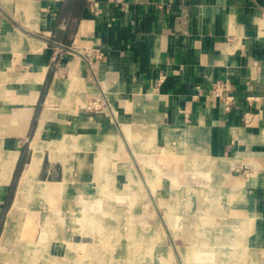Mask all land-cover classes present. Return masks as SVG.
<instances>
[{
    "label": "crops",
    "instance_id": "obj_1",
    "mask_svg": "<svg viewBox=\"0 0 264 264\" xmlns=\"http://www.w3.org/2000/svg\"><path fill=\"white\" fill-rule=\"evenodd\" d=\"M64 2L0 0V245L5 247L0 264H49L50 255L65 260L70 252L80 253L76 241L65 247L44 243L63 228L48 232L43 220L42 240L33 241L36 229L28 220L74 216L80 211L72 205L77 198L88 206L112 197L110 189L95 194L93 188L109 187L114 169L140 189L130 156L143 169V182L155 188L162 174L156 163L160 153L185 160L184 171L170 175L174 194L160 203L172 228L180 216L188 219L181 232L201 241L195 252H207L197 255V264H260L261 252L220 237L211 218L224 212L225 203L217 201L211 178L202 189L197 179L203 175L192 162L194 146L197 153H209L227 201L240 203L243 196V209L259 211L249 212L254 218L249 233L264 232L257 227L258 218L264 219V0H87L70 27L68 16L59 15ZM95 49L103 55L90 54ZM228 78L233 99L226 104L211 87ZM35 138L37 162L23 181ZM26 144V162L12 191ZM88 155L95 159L85 160ZM118 156L119 165L110 166ZM88 171H94L95 187ZM76 172L84 180H76ZM187 177L196 182L186 183ZM17 198L20 207L11 214ZM252 199L259 210L251 209ZM178 200H185L188 211L176 209ZM234 210L243 216L240 206ZM246 225L227 223L226 230L244 235ZM27 251L40 252V262ZM181 252L190 264L193 252Z\"/></svg>",
    "mask_w": 264,
    "mask_h": 264
},
{
    "label": "rangeland",
    "instance_id": "obj_2",
    "mask_svg": "<svg viewBox=\"0 0 264 264\" xmlns=\"http://www.w3.org/2000/svg\"><path fill=\"white\" fill-rule=\"evenodd\" d=\"M90 109L94 111L100 110L101 108L92 107ZM194 150H196V153H194L195 160L192 162V165L196 167V172L198 174H201V176L203 175L202 178L200 177L197 179H201L200 181L202 182V189L207 190L203 184L210 183L209 180L211 178V181L215 182L216 186L218 187H216L217 190L215 191L218 196L217 201H223L225 203H223L224 212L221 210L219 212L222 213H216L217 216L211 218L213 221H215L214 224L217 225V229L220 228V237L224 238L227 243L231 242V238L234 237L236 242L238 240L240 241L241 247L244 249H250L254 252H261L262 259L260 264H264V232L258 233L256 236H254L252 233H249V227L254 225V218L252 219L248 215H250L251 212H253L251 214L252 216H254L255 213L258 215L259 211H255L253 208L255 207L256 210H259L260 204H258L256 207V201L252 199L250 206L253 211H250V207L248 206L243 209V196L241 197L240 203L227 201V194H224V189L218 184L217 172L216 170L214 171L213 168L215 165V160L212 159V156L209 153H197V148L195 146ZM85 152L89 151H83L82 153ZM27 153L28 150L26 152V156ZM159 155L161 156V159H159L160 161L156 160L157 162H155L160 164L162 167V174L157 176L155 188L149 185L148 182H145L146 184L143 182L142 177H145L144 171L143 169H140V166L134 164V156H130V161L133 162L134 175L139 178V181L142 185L140 189H137V187L131 188L130 178H127L125 172L120 174L119 170L115 171L114 169L111 172L114 177L112 176L111 178L112 183H110V186H98L93 188L96 193L92 191L95 194H101L103 191L101 189H110L112 197H103L104 200H97L88 206H86V204L84 206L82 203H79L78 198L72 203L76 209L80 210L79 212L84 215H89V217L93 216V218H79L78 215H76L74 218L73 213H71L69 216L68 214H66V216L63 215L64 217H61V219L54 217H49L48 219H41L37 217L30 218L28 220V226H31L30 224H32V226H34L36 229V234L33 241L38 240L37 242H41L42 240L39 239L42 232L40 222L43 220L44 224L42 225H44V228L46 227V231L48 232L63 228L61 229L63 233L60 231L59 233L61 234L58 236H50L49 238L48 236H45L43 241L44 243L47 241L49 243L48 246H50V242H55L56 246L64 245V247L66 244H71L73 241L80 243V246L75 247L78 248L80 253L70 252L69 256H66L65 260L61 258L57 259L56 257L50 255L48 259L49 264H93L95 262H99L101 264H185L181 248L190 249L193 253L189 252V255H191L192 258V260L190 259L189 262L190 264H197L199 262L196 258L197 255L206 254L207 252H195L193 247H195V249H200V247H202L201 241H194L192 239L186 238L185 235L188 234L181 232L182 230H185L186 227L184 226V221L188 219L180 216L176 220L177 229L172 228L169 225V222L163 217L164 211H166L164 207L165 205L160 203V198H169L174 194L176 188L173 187L171 181L172 178L170 175L183 172V167H186L185 160H183L182 156L172 153H160ZM89 159L94 160L95 155H88L85 158L87 161ZM121 160L122 158L120 156L113 158L112 165L110 166L116 167L119 165ZM88 172L89 173H87L86 178L88 180L92 179V181L95 183L94 171ZM129 176H131L130 173ZM73 177L76 180H84L85 178L84 176L80 175L79 172H76ZM185 179H183L182 183H184ZM187 181L188 182L186 183H195L196 179L194 177H190ZM92 185L95 187L96 183L95 185ZM28 194H30V196L33 195L31 191H28ZM198 195L199 197L202 196L199 192ZM230 198H232V196ZM38 200L40 199L38 198ZM173 203L177 205L176 209L178 211H188V209H186L187 207L185 205V200H178L177 203L173 201ZM213 203L214 202L211 203L210 200L209 204ZM47 204L48 206H51L50 203L45 200V205ZM54 204L57 203L55 202ZM59 204L61 205V203ZM196 204V201H194V205ZM202 204H207V202H203ZM65 206L68 205L65 204ZM238 206L241 208V213L243 211V216L242 214L240 217L234 215V212L238 211L234 209H238ZM44 208L45 211L48 210L47 206H44ZM241 217L244 219H240ZM203 218L205 221L208 220L207 213H204ZM243 220L245 223H247L245 226L246 231L244 235H241V233H237L236 231L228 232L229 230H226L228 228L227 223L230 225L232 222L236 223V221ZM218 222L220 223L218 224ZM257 222L258 229L264 231V219L259 217ZM101 230L103 231V234H101ZM189 237L191 238V236ZM19 238V241L21 242L20 245L24 246L23 236H20ZM128 244H131V247ZM121 245L123 247L125 246V250L127 251L121 250L120 252ZM68 246L70 247V245ZM127 247L129 248L127 249ZM20 253L23 255V252ZM119 253L124 255L128 254L129 258H121L120 255L122 254ZM212 253L215 255L216 251H212L211 254ZM26 254L34 259L36 255L38 258L36 262H40V252L29 253V251H27ZM11 255L15 257L14 252ZM170 255L172 257L171 260L168 259L170 258ZM9 256L10 255H8V257ZM18 257H20V255ZM60 257L62 256L60 255ZM211 258H213V260L215 259L214 256ZM236 263L238 264V262Z\"/></svg>",
    "mask_w": 264,
    "mask_h": 264
},
{
    "label": "trees",
    "instance_id": "obj_3",
    "mask_svg": "<svg viewBox=\"0 0 264 264\" xmlns=\"http://www.w3.org/2000/svg\"><path fill=\"white\" fill-rule=\"evenodd\" d=\"M86 4H87V0H65L64 7L59 13L60 18H62L63 16L64 17L68 16V19H67V20H69L68 21V25H69L68 27H70L71 26V21L74 18H77L81 14V12H82V10H83V8H84V6ZM67 31L68 30L65 31L64 39H63V42L65 44H67V39H66ZM50 76H51V73L48 75V80H49ZM42 98H43V95H42ZM40 101H41V99H40ZM35 122L36 121H35V117H34V120L32 122V127L35 126ZM27 150H28V144H26V146L24 147V149L22 150V153L20 155V159H19L16 171L14 173V177H13V181H12V185H11V190L12 191L14 190V188L16 186V183L18 181V178L20 176L22 168H23V166H24V164L26 162V152H27ZM10 198H11V194H10V196H8V201H6V203H5L4 210H6L7 207L9 206V204H10V200L9 199ZM2 223H3V221L0 220V229L2 227Z\"/></svg>",
    "mask_w": 264,
    "mask_h": 264
},
{
    "label": "bare ground",
    "instance_id": "obj_4",
    "mask_svg": "<svg viewBox=\"0 0 264 264\" xmlns=\"http://www.w3.org/2000/svg\"><path fill=\"white\" fill-rule=\"evenodd\" d=\"M38 138H35L34 140H33V144H32V146H33V150H34V155H33V157H32V159H31V161H30V163L29 164H27V166H26V169H25V172H24V174H23V177H22V180L23 181H27L28 179H30V176H31V174L33 173V171H34V169H35V165H36V162H37V158H38V153L36 152V151H38L37 150V143H38ZM33 154V153H32ZM20 207V199L19 198H17L16 200H15V202H14V206H13V209H12V211H11V214H16V212H17V210H18V208ZM79 214V211H76V215H78ZM87 214H89V213H87ZM76 215H74V218H75V216ZM78 217L79 218H86V219H90V218H93V216L92 217H89V215H84V214H81V212H80V214L78 215ZM71 218V217H70ZM14 220V219H13ZM142 236V235H141ZM144 242V241H143ZM39 244V243H38ZM145 244V243H144ZM123 245V244H122ZM120 246V252H121V250H125V246L123 247V246ZM130 247H131V244H128ZM129 247H127V249H128ZM5 251V247L3 246V244H1L0 245V254H2L3 252ZM125 251H127V250H125ZM119 254H122V253H119ZM121 256V258H124V257H127V258H129L128 257V254L127 255H124V254H122V255H120ZM169 259V258H168ZM130 263V262H129ZM209 263V262H208Z\"/></svg>",
    "mask_w": 264,
    "mask_h": 264
},
{
    "label": "built area",
    "instance_id": "obj_5",
    "mask_svg": "<svg viewBox=\"0 0 264 264\" xmlns=\"http://www.w3.org/2000/svg\"><path fill=\"white\" fill-rule=\"evenodd\" d=\"M114 2H121L123 0H110ZM90 54H94L96 57H100L103 55V53L99 49H95L94 52H91ZM232 90V81L231 79H225V80H218L212 84L211 92L214 97L223 100L226 104H229V102L233 99V95L231 93Z\"/></svg>",
    "mask_w": 264,
    "mask_h": 264
}]
</instances>
